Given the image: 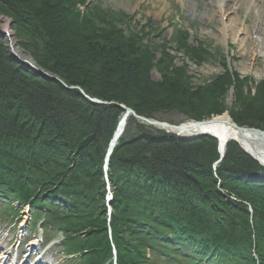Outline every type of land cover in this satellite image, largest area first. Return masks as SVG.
I'll list each match as a JSON object with an SVG mask.
<instances>
[{
  "label": "trees",
  "instance_id": "obj_1",
  "mask_svg": "<svg viewBox=\"0 0 264 264\" xmlns=\"http://www.w3.org/2000/svg\"><path fill=\"white\" fill-rule=\"evenodd\" d=\"M84 1L0 0V14L14 20L20 46L41 68L91 97L149 117L176 108L202 120L229 110L237 124L264 129V83L252 94L249 83L226 70L212 83L194 86L171 54L157 61L162 80L152 81L155 56L143 34L121 28L125 15L96 8L82 14L77 6ZM178 37L188 56L211 57L201 46L187 45L183 33ZM232 86L230 110L225 101ZM124 112L88 102L79 90L36 74L7 52L0 37V187L21 201L42 187L44 200L65 216L57 221L87 234L69 245L89 251L85 260L91 263L111 251L104 166ZM218 159L212 137L181 140L129 119L109 169L113 242L121 264H142L148 244L173 261L180 254L189 264L210 253L215 264H257L256 245L264 264V179L256 175L264 168L235 142L215 170Z\"/></svg>",
  "mask_w": 264,
  "mask_h": 264
},
{
  "label": "rangeland",
  "instance_id": "obj_2",
  "mask_svg": "<svg viewBox=\"0 0 264 264\" xmlns=\"http://www.w3.org/2000/svg\"><path fill=\"white\" fill-rule=\"evenodd\" d=\"M88 1L87 13L96 8L97 11L110 16L125 15L126 19L120 24L121 28L126 32L133 30L143 34V44L145 45L164 47L175 57L176 67H186L194 86L204 85L216 78L217 75L225 73L226 70L237 74L239 81L246 84L251 82L256 84V87L257 83H264V27L256 25V28H262L259 33L253 32V44L247 45L243 34L246 28L254 25V16L248 1L242 3L238 9L233 8L232 0L223 6L224 8L219 7L218 0H85L84 2ZM20 5L24 7L22 4ZM193 9H196L195 13H193ZM0 18L4 20L3 25L11 21L2 14H0ZM149 18L153 20L154 26L152 28L142 27ZM222 18H228L231 25L222 23ZM40 20H38V24H40ZM177 23H180V26L188 29L191 33L192 38L187 39V45L189 42L197 45L196 38L207 41L212 46L214 50L212 53L215 56L206 62L201 61L199 55L190 57L186 50L178 48L177 45L174 46L172 41H165V39L171 38L173 24ZM158 27L163 30L159 32ZM223 27L228 29L229 34H234L236 41L228 40ZM15 41L19 42L17 36H15ZM224 55L228 57L227 63ZM157 61L159 59L156 54L153 61L155 66L150 72V78L155 82L160 81ZM243 91L245 94L249 93L246 87H243ZM234 101L235 89L231 88L228 90L225 106H231L229 107L231 110L234 108ZM185 112V110L169 108L165 111H158L157 116L164 121L181 123L188 117ZM134 131L135 128L131 125L130 134H133ZM253 233L255 234V231ZM53 263L59 264V261L53 260Z\"/></svg>",
  "mask_w": 264,
  "mask_h": 264
},
{
  "label": "bare ground",
  "instance_id": "obj_3",
  "mask_svg": "<svg viewBox=\"0 0 264 264\" xmlns=\"http://www.w3.org/2000/svg\"><path fill=\"white\" fill-rule=\"evenodd\" d=\"M219 1V5L220 7L224 8L223 6H225L226 4H229L230 0H218ZM248 1L249 2V6L253 11V16H254V25L250 26L248 28H246V30H244V35H245V41L247 45L253 44V37L252 34L254 31H257L258 33L261 31V28L264 27V0H241L240 4L242 2ZM193 13L196 12V9L192 10ZM4 20H2L0 18V28H2L4 31H6L11 40H12V45H13V49L14 51L22 58V59H26L29 61H32V59L29 56H26L23 52V50L18 47V45L16 44V41L14 39V33L13 31H11L8 27V24L3 25ZM259 24L262 27H257L256 25ZM153 25V20L151 18L147 19V22L145 24H143V27H147V28H152ZM42 30H45L42 26L41 28ZM163 29H159V32L162 31ZM226 37L228 38V40L230 41H236V37L234 36V34H229L226 30L225 32ZM76 37V36H75ZM77 39V38H76ZM247 39V40H246ZM172 41L174 43V46L177 45L178 48L181 46V42L179 40L178 37V32L173 28V33L171 35L170 39H165V41ZM149 52L150 54H152L153 56L156 57V54L158 55V59H162L165 58V56L167 54H170V52H168L164 47H157V46H149ZM160 74V80H162V78L164 76H162V74L159 72ZM222 74V73H221ZM220 75V74H219ZM218 76V75H217ZM216 78H213L211 81L205 83L206 84H210L213 81H215ZM58 83H61L63 86L65 84V82L62 79L57 80ZM256 84H253L250 86L249 92H251L252 94H255L257 92V87H258V83L257 86L255 87ZM89 96V95H88ZM142 96V95H139ZM84 97V96H83ZM90 98H92L91 96H89ZM85 100H87L88 102L94 103V104H101V103H97V102H92L90 101L88 98L84 97ZM102 105H106L102 103ZM197 121H203L202 120H192V121H186L183 122L181 125L183 126V128H185V132H183L184 136H193L194 134H196L197 132H200L201 130L205 131V133L207 134H211L213 136H215L221 143V149H223V146L226 144L227 141L231 140V141H235L238 140L239 145L244 149V151L248 152L250 155H252L254 158H256L258 160V162L262 163L264 165V136L261 137L258 134H248L247 132H241L239 131L234 125L233 122L231 121V118L229 116V114L227 113H223L222 115H218V116H212L211 118H208V120L204 121V125L203 126H197L198 122ZM197 122V123H195ZM126 133V126L124 127V124L122 123L118 129L116 130V141L118 142L122 136H124ZM182 135V136H183ZM212 136V137H213ZM261 176L264 178V174H261ZM9 232H11L10 230H6L4 231V234L0 237V242L4 240L5 235H8Z\"/></svg>",
  "mask_w": 264,
  "mask_h": 264
},
{
  "label": "water",
  "instance_id": "obj_4",
  "mask_svg": "<svg viewBox=\"0 0 264 264\" xmlns=\"http://www.w3.org/2000/svg\"><path fill=\"white\" fill-rule=\"evenodd\" d=\"M12 27H13V22H10L9 23V29L12 30ZM0 37L4 38L6 40V46L9 47V52L11 54H13L15 57H17V59L20 61V62H23V63H26L28 64L29 66H31V68L33 70H35L37 73L43 75V76H47L53 80H59L58 77L54 76V75H51L47 72H45L43 69H41L40 67L37 66V64L32 60V61H29V60H26V59H22L13 49V45H12V40L9 36V34L4 31L3 29L0 28ZM65 87L69 88L66 84H65ZM71 88H74V87H71ZM82 94L84 97L88 98L90 101L92 102H97V103H104L102 101H99L98 99H94V98H90L83 90H82ZM104 104H109V103H104ZM112 104V103H111ZM116 104V103H115ZM117 105V104H116ZM121 108L127 110V114L126 116L128 115H133L134 117H136L137 119L147 123L148 125L150 126H154V127H157L159 129H163L165 130L166 132L168 133H171L173 135H177L178 137H180L181 139H185L186 136L183 135V132H185V128H183L182 125H174V124H170L168 122H163V121H160V120H157V119H154V118H147V117H144V116H139L134 110L130 109V108H127L126 106L124 105H119ZM204 121H201V122H198V126H203ZM233 125L241 132H247L248 134L252 133V134H258L259 136L263 137L264 136V130L262 129H258V128H250V127H241L235 123H233ZM183 135V136H182Z\"/></svg>",
  "mask_w": 264,
  "mask_h": 264
}]
</instances>
